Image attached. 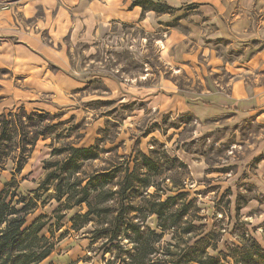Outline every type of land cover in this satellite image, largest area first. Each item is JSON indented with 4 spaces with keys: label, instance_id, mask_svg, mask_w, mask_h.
I'll use <instances>...</instances> for the list:
<instances>
[{
    "label": "rangeland",
    "instance_id": "1",
    "mask_svg": "<svg viewBox=\"0 0 264 264\" xmlns=\"http://www.w3.org/2000/svg\"><path fill=\"white\" fill-rule=\"evenodd\" d=\"M137 1L124 0L125 9L165 7L162 0L134 5ZM164 1L175 6L173 15H166L171 25L187 35L182 46L165 42L168 21L156 19L159 29L153 31L126 19L96 40L71 37L66 68L44 60L42 71L36 69L40 61H33L32 69H21L19 63L0 55V117L11 120L10 113L20 114L17 121L29 132L9 125L7 134L13 138L5 137L0 150V199H13L18 207L22 196L37 201L28 224L48 221L43 232L55 245L41 264H106L112 257L101 249L105 240L90 237L93 223L73 229L71 218L84 213L85 204L68 208L66 198L61 202L54 198V186L39 190L52 170L47 163H62L67 157L66 152L54 153L55 148L69 150L70 146L93 147L99 153L96 159H83L78 174L82 178L117 162L128 161L133 168L142 152L154 156L153 150L167 151L187 168L163 158L166 178L156 177V182L188 192L187 200H194L207 232L213 233L215 246L209 252L227 264H264V115L261 119L227 115L200 120L179 103L180 97L208 101L206 90L229 91L233 78L243 74L250 85L264 86V64L259 67L258 60L242 59L258 49L264 51V41L254 39L249 46L243 40L235 43L226 29L209 37L214 29L203 25L206 12L198 9L211 0ZM233 1L247 5L253 19L261 17L258 0H220L216 6L224 10ZM226 9L222 24L228 26L233 15ZM246 63L249 71L240 69ZM22 110L50 115L31 119ZM32 131L47 134L34 142ZM243 246L247 249L242 250Z\"/></svg>",
    "mask_w": 264,
    "mask_h": 264
},
{
    "label": "trees",
    "instance_id": "2",
    "mask_svg": "<svg viewBox=\"0 0 264 264\" xmlns=\"http://www.w3.org/2000/svg\"><path fill=\"white\" fill-rule=\"evenodd\" d=\"M139 2L142 0L134 5H140ZM154 3L151 2V5ZM161 4L165 7L157 8L154 5L143 9L165 12L172 8L164 0ZM21 114L31 119H43L50 115L37 111L27 114L26 110H22ZM10 116L11 120L5 115L0 117L3 126L0 150L5 137L7 141L13 138L7 134L9 125L14 123L19 131L29 134L27 126L17 121L16 117L20 114L10 113ZM32 132L36 135L34 142L39 135L47 134L45 131ZM65 152L67 157L62 163H47L46 168L52 170L39 190L44 189L46 192L54 186V198L59 202L66 198L65 206L68 208L86 205L84 213L78 212L72 216L73 229L79 231L93 223L94 228L88 229L90 237L93 241L105 240L101 249L105 254H112L106 264H227L209 252V248L215 246L212 242L213 233L207 232V225L197 214L194 200H187L188 192L183 191L181 186L163 188L159 180L156 182V177L163 178L162 181L166 178L167 168L161 163L163 158L167 163H178L179 167L185 169L187 164L176 157L171 158L165 150L163 154L153 150L151 153L154 156L144 152L139 154L134 159L133 168L128 161L117 162L111 168L82 178L78 174L82 172L83 159H96L99 153L93 147L70 146L69 150H54V153ZM53 167L57 168L53 170ZM173 179L177 178L173 176ZM150 188L155 190L150 191ZM164 194H167L165 199L162 198ZM12 203L13 199L8 202L6 196L0 199V264H41L55 247L43 232L48 221L37 220L28 224V216L37 205L34 197L27 199L22 196L17 201L18 205L22 204L21 207ZM246 249L243 246L242 250Z\"/></svg>",
    "mask_w": 264,
    "mask_h": 264
},
{
    "label": "crops",
    "instance_id": "3",
    "mask_svg": "<svg viewBox=\"0 0 264 264\" xmlns=\"http://www.w3.org/2000/svg\"><path fill=\"white\" fill-rule=\"evenodd\" d=\"M219 2L220 0H211L210 3H204L197 8L202 13L206 12L203 25L208 23L206 26L211 25L214 29L209 37H213L219 30L226 29L227 33L234 37L235 43L243 40L249 46L251 40L264 41V0L257 2L262 12L258 20L252 18L247 5L241 6L237 1L228 3L227 9L225 6L224 10L233 15L228 26L222 24V16L226 15H223V9L217 8ZM169 5L172 8L163 13L147 10L141 16L143 8L135 6L125 9L127 5L124 0H0V55L19 63L21 69H32V62L40 61L41 66L38 65L36 69L42 71L44 60L66 68L70 64L68 45L71 43V37L72 40L85 37L96 40L106 35L113 24L121 25L126 19L136 20L141 29L153 31L159 29L156 19L168 21L164 26L169 34L165 42L182 46L187 42V35L179 27L171 25L173 21L166 15H173L175 6L171 3ZM197 27L201 29L202 25ZM194 29H197L196 26ZM242 59L245 62L258 60V66L261 67L264 64V51L258 49L246 59ZM243 66L245 68L240 69L249 71L248 63ZM206 92L204 97H207L208 101L202 98L190 100L180 97V107L193 112L200 120L227 115L241 118L255 116V119H261L264 115V86L250 85L245 74L233 78L229 91L217 88Z\"/></svg>",
    "mask_w": 264,
    "mask_h": 264
}]
</instances>
